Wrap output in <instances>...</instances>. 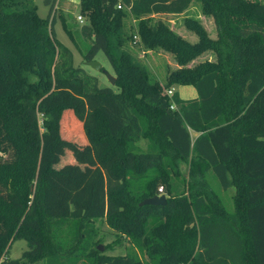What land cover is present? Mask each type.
<instances>
[{
    "label": "trees",
    "instance_id": "16d2710c",
    "mask_svg": "<svg viewBox=\"0 0 264 264\" xmlns=\"http://www.w3.org/2000/svg\"><path fill=\"white\" fill-rule=\"evenodd\" d=\"M192 2L211 19L214 38L195 17L182 20L193 43L148 17L180 14ZM54 3L43 0L40 17L29 0H0V257L264 264V0H79L83 23L60 16L62 30L84 61L104 54L116 90L73 66L55 37ZM127 15L137 20L128 35ZM133 35L143 51L172 56L176 67L162 81L124 49ZM174 84L191 85L195 98L166 95ZM179 163L184 191L164 205H140L158 183L169 194ZM209 176L221 191L234 190L230 209ZM95 219L146 259L104 253L92 239ZM17 239L26 249L8 259Z\"/></svg>",
    "mask_w": 264,
    "mask_h": 264
},
{
    "label": "rangeland",
    "instance_id": "374dc122",
    "mask_svg": "<svg viewBox=\"0 0 264 264\" xmlns=\"http://www.w3.org/2000/svg\"><path fill=\"white\" fill-rule=\"evenodd\" d=\"M36 8V13L40 17H45L48 6L43 4V0H29ZM262 1V0H261ZM78 5L79 0H55L53 7V14L55 16V23L53 25V30L55 33L56 39L62 43L65 47H67L72 54V64L73 66L82 67L88 74L93 75L97 78V84L99 86H107L116 90L115 87L109 83L106 75L109 74L114 77L112 69L106 60L104 54L101 51H98L93 59L100 64L99 70H94L90 66L84 64V60L82 59L80 53L73 46L69 38L66 36L62 27L60 25V20L58 17L62 16L68 24L74 25V27L80 26L82 23L76 20V15H78ZM195 17L198 16V20L201 25L206 30V33L209 37H215V29L214 25L209 17H205L200 14L199 7L196 2H192L189 5V9L187 12L182 14L181 16H169V15H150L148 16L152 20H161L164 24H166L172 31L176 34L184 38L190 43L196 41V36L188 31L182 24V20L185 17ZM84 21V19H82ZM136 19L130 15H127L122 22L123 30L128 35L131 30H133ZM129 37L126 38L124 42V49L128 51L138 62L141 64L147 71L149 78L153 80L154 78L162 81L164 73L166 69H172L176 67L172 56L168 53L162 52L160 50L157 51H143V48L139 44H134ZM87 43V41L85 42ZM209 56L208 53H203L199 57H196L191 63L195 61L203 60ZM190 63V64H191ZM173 89L177 93L180 98L186 99L189 98V94L195 93L194 88L191 85H172ZM171 87V89H172ZM94 133H90V136L93 137ZM136 144L143 148L145 146V140L139 139ZM186 164L179 163L177 164V169H180L181 174L179 176H170V191L167 194L164 190L162 184L158 183L155 187L154 195L159 196L163 195L165 197V202L167 198L177 196L184 191V176L186 171ZM114 169L116 172L121 173V168L116 162ZM209 183L211 187L218 191V195L222 197L224 202H226V206L228 209L231 207L230 196L233 194L234 190L230 187L226 191H221L218 187V184L212 176L208 177ZM152 195V196H154ZM93 227V240H96L98 245L102 248L104 247V253L111 255H122V254H135L140 260L144 261L146 258L143 253L137 252L134 246L130 243V241L109 228L103 219H95L92 222ZM26 249V243L23 239L14 240L7 251L8 259L14 260L20 257L22 251ZM80 261L87 262L86 259H81ZM26 264H44L42 260H37L32 263Z\"/></svg>",
    "mask_w": 264,
    "mask_h": 264
},
{
    "label": "water",
    "instance_id": "95a60500",
    "mask_svg": "<svg viewBox=\"0 0 264 264\" xmlns=\"http://www.w3.org/2000/svg\"><path fill=\"white\" fill-rule=\"evenodd\" d=\"M84 64L90 66L94 70H99V68H100V64L97 61H95L94 59L86 60V61H84ZM106 77H107L109 83L113 85L115 78L109 74H107ZM139 204L140 205H143V204L164 205L165 204V197L163 195H159V196L154 195V196H151V197H148V198L141 200ZM99 249H101V246L99 247Z\"/></svg>",
    "mask_w": 264,
    "mask_h": 264
},
{
    "label": "built area",
    "instance_id": "2783aa9c",
    "mask_svg": "<svg viewBox=\"0 0 264 264\" xmlns=\"http://www.w3.org/2000/svg\"><path fill=\"white\" fill-rule=\"evenodd\" d=\"M117 8H119V5H117ZM76 20L78 21V22H80V23H82L83 21H82V17L80 16V15H77L76 16ZM132 42L134 43V44H136V42H137V36L136 35H133L132 36ZM166 95H168V96H170L171 94H172V90L171 89H168V90H166ZM169 108L170 109H174L175 107H174V105L173 104H171L170 106H169ZM6 257L4 256V255H2L1 257H0V264H6Z\"/></svg>",
    "mask_w": 264,
    "mask_h": 264
},
{
    "label": "crops",
    "instance_id": "0c3cea01",
    "mask_svg": "<svg viewBox=\"0 0 264 264\" xmlns=\"http://www.w3.org/2000/svg\"><path fill=\"white\" fill-rule=\"evenodd\" d=\"M188 9H189V7L185 10V11H183L182 13H180V14H167V13H161V14H163V15H169V16H178V15H182V14H184L185 12H187L188 11ZM161 14H153V15H161ZM77 16V15H76ZM197 18H198V16H196ZM172 92H175V90L173 89V87H172ZM195 96H196V94L194 93H191V94H189V98H186V99H183V98H180L179 96V98L180 99H182V100H188V99H194L195 98ZM189 133H190V137H191V139H193L196 135H197V133L196 132H193V131H189Z\"/></svg>",
    "mask_w": 264,
    "mask_h": 264
}]
</instances>
